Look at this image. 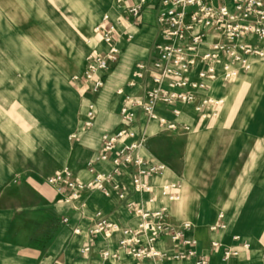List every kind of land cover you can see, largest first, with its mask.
<instances>
[{
	"label": "crops",
	"instance_id": "crops-1",
	"mask_svg": "<svg viewBox=\"0 0 264 264\" xmlns=\"http://www.w3.org/2000/svg\"><path fill=\"white\" fill-rule=\"evenodd\" d=\"M135 1L117 5L116 0H0V264H102V251L117 257L108 264H139L118 246L119 231L105 237L89 234L99 218L134 229L140 218L127 210L130 204L146 211L165 208L173 223L190 224L184 240L192 244L174 245L166 237L154 243L165 256L161 264H195L200 257L208 264H220L225 249L239 252L227 264H264V90L245 96L237 82L241 76L195 92L197 101H222L215 111L218 116L210 115L206 121L191 105H177L178 117L165 107L157 109L167 122L189 126L185 135L169 133L156 121L137 115L134 139L122 145L139 143L133 156L164 167L147 179L151 195L134 191L131 166H122L106 182L107 195L92 190L65 202L64 195L46 183L63 168L87 182L89 161L99 173L112 172L111 163L98 155L103 136L120 127L117 91L136 94L126 88L134 78L135 62L151 59L159 40L157 1L150 0L133 22L126 9ZM105 14L116 24L120 56L102 90L93 95L72 77L82 74L90 51L106 50L93 33ZM35 49H46L48 61L39 62ZM53 49L81 60L68 82L61 73L52 77ZM83 52L87 54L82 60ZM62 61L65 65L66 57ZM259 62L254 61L253 67ZM68 96L75 99L76 110L63 105ZM53 102L58 103L54 128ZM90 105L92 127L85 128ZM112 183L119 185V191L112 189ZM172 183L180 184L177 202H168L160 193ZM241 242L249 249L243 250ZM85 248L90 253H83ZM188 250L193 257L174 258Z\"/></svg>",
	"mask_w": 264,
	"mask_h": 264
},
{
	"label": "built area",
	"instance_id": "built-area-1",
	"mask_svg": "<svg viewBox=\"0 0 264 264\" xmlns=\"http://www.w3.org/2000/svg\"><path fill=\"white\" fill-rule=\"evenodd\" d=\"M124 1L116 0V4L121 5ZM156 1L159 40L153 46L154 56L135 64L134 78L128 81L126 88L137 91L136 94H127L123 89L117 91L121 98L120 127L104 135L101 141L98 158L101 161H109L112 172L110 175L99 173L94 168V162L89 161L87 168L90 179L82 182L74 178L70 169L63 168L48 178L46 183L53 187L57 194L64 195L65 202L92 190L107 195L106 182L122 166H131L134 169V191L151 195L153 189L147 179L161 173L164 167L133 156L139 143L122 145L125 140L134 139L132 125L137 115L140 113L147 120L156 121L169 133L185 135L191 130L189 126L167 122L156 114L157 109L165 107L173 116L178 117L180 111L177 105H191L200 120L214 116L222 101L211 98L197 101L195 92L206 90L209 85L218 81L232 82L248 74L254 61L264 59V0ZM149 4L150 0H136L126 9L129 18L137 22ZM93 33L99 36L106 50L90 53L82 74L72 77V82L96 95L102 90L105 78L117 64L120 50L115 40L118 33L116 24L107 14L102 16ZM126 38L130 40L131 36ZM93 117L94 110L90 105L85 114V128L92 127ZM117 147L119 149L112 157ZM111 187L119 191L118 184L112 183ZM179 189L180 184L172 183L164 185L160 193L168 202H177L180 199ZM119 198H123V193ZM127 210L140 218L134 229L119 227L99 218L89 234L105 237L119 231L121 237L118 246L138 260L139 264H142V261L147 264H161L165 256L154 247V243L161 237H166L174 245L192 244L184 240V233L190 228V224L173 223L165 208L146 211L130 204ZM61 223L66 224L67 219H63ZM73 233L79 234V230L74 229ZM233 240L240 242L239 237H234ZM213 247L220 249L216 244ZM240 247L243 250L249 249L246 242H241ZM83 253H90V249L85 248ZM193 255V251L188 250L174 258L185 260ZM238 257V251L225 249L221 253L220 264H227L230 259ZM99 259L102 264H108L109 260H115L117 257L113 253L102 251ZM195 264H208V261L200 257Z\"/></svg>",
	"mask_w": 264,
	"mask_h": 264
},
{
	"label": "rangeland",
	"instance_id": "rangeland-1",
	"mask_svg": "<svg viewBox=\"0 0 264 264\" xmlns=\"http://www.w3.org/2000/svg\"><path fill=\"white\" fill-rule=\"evenodd\" d=\"M53 50H54L53 58H52V62H53L52 66L54 67L53 71H52L53 72V75H52L53 79L56 78V76L59 77V74L61 73L62 76H60V77L62 78V80L64 78H66L67 82L70 81L69 78L72 77L74 75V73L78 72V70L80 69L81 60H79V58L78 59L74 58L70 54L67 55V54L63 53L61 50L59 52V49H53ZM34 51H35V56L39 62L48 61V59H49L48 54L49 53H46L47 52L46 49H35ZM92 51H90V52L93 53ZM54 53H56V54L54 55ZM83 53H84V55L81 54V56H79L82 58V60H83V58L84 59L86 58V54H87V53L85 54V52H83ZM64 57H66V59H67V62L65 65L62 64L63 63L62 59ZM137 62H138V60L135 62V64ZM259 63H260L259 65H257V66L255 65L253 67V69L248 74L242 75L237 81V82H239V84L241 86H243L242 89H243V93L245 94V96L251 95L253 92L257 93V92H262L264 90V59L262 61H260ZM40 76L43 77L44 76L43 73H41ZM240 89L241 88L231 90V91H229V93L235 94ZM224 103L226 104L225 101H224ZM52 105H53L52 106V109H53L52 125L54 128L55 122L58 120L57 119L58 117H55V110L58 109V103L53 102ZM63 105H67L68 110H71V109L76 110V106H78V105H76L75 99L74 98L72 99L71 96L66 97V101L63 102ZM217 114L218 113H214V116L215 115L218 116ZM209 117L210 116H207L205 121L207 119H211ZM53 136H54V134H53ZM54 152L55 151L53 150V153Z\"/></svg>",
	"mask_w": 264,
	"mask_h": 264
}]
</instances>
